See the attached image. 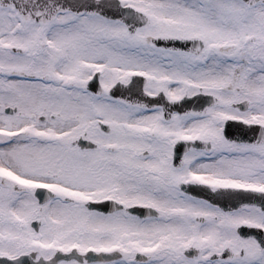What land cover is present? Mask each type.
I'll return each mask as SVG.
<instances>
[{"label":"snow or ice","instance_id":"1","mask_svg":"<svg viewBox=\"0 0 264 264\" xmlns=\"http://www.w3.org/2000/svg\"><path fill=\"white\" fill-rule=\"evenodd\" d=\"M0 264H264V0H0Z\"/></svg>","mask_w":264,"mask_h":264}]
</instances>
